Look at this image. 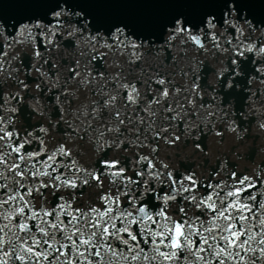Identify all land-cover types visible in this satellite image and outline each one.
Returning <instances> with one entry per match:
<instances>
[{
    "label": "snow or ice",
    "instance_id": "1",
    "mask_svg": "<svg viewBox=\"0 0 264 264\" xmlns=\"http://www.w3.org/2000/svg\"><path fill=\"white\" fill-rule=\"evenodd\" d=\"M0 264H264V0H0Z\"/></svg>",
    "mask_w": 264,
    "mask_h": 264
}]
</instances>
